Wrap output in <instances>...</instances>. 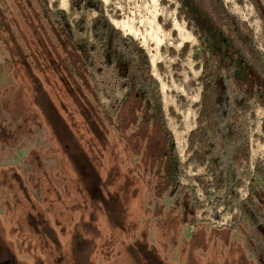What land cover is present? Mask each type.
Returning a JSON list of instances; mask_svg holds the SVG:
<instances>
[{
  "label": "rangeland",
  "instance_id": "1",
  "mask_svg": "<svg viewBox=\"0 0 264 264\" xmlns=\"http://www.w3.org/2000/svg\"><path fill=\"white\" fill-rule=\"evenodd\" d=\"M3 1L11 22H4L9 33L0 32V264H264L263 234L242 217L241 210L222 213L224 208L209 201L195 182L194 176L207 173L205 168L184 166L181 176L202 203L196 212L187 190L173 199L170 189L156 188L159 182L168 184L163 167L170 163V155L157 127L140 118L139 99L116 102V111L107 97L109 88L100 101L89 96L104 106L93 116L103 132L97 138L84 126L72 98L64 90L58 92L56 68L76 53L67 36L56 21L46 19L35 0ZM48 1L54 13H66L73 28L85 15L86 31L75 32L76 38L95 42L96 10L74 11L72 0ZM100 2L114 26L147 50L162 86L167 124L180 158L187 162V138L197 128L203 90L202 70L196 66L202 61L194 56L202 47L188 22L179 18L180 3ZM224 2L250 24L264 56V21L253 2ZM185 34L189 41L183 40ZM187 43L190 50L182 58ZM81 74L86 84H94ZM96 78L104 80L101 75ZM100 87L106 85L101 82ZM124 96L119 90L118 100ZM50 104L71 131H57L58 124L52 128L46 118ZM170 108L180 117L172 116ZM254 111L256 118H249L254 148L251 163L241 170L242 198L249 196L253 165L264 160L260 139L264 108L257 105ZM187 115L191 120L186 126ZM181 132L186 133L179 139ZM14 174L26 188H18ZM255 202L264 216V184L257 187Z\"/></svg>",
  "mask_w": 264,
  "mask_h": 264
},
{
  "label": "trees",
  "instance_id": "2",
  "mask_svg": "<svg viewBox=\"0 0 264 264\" xmlns=\"http://www.w3.org/2000/svg\"><path fill=\"white\" fill-rule=\"evenodd\" d=\"M243 1L238 0V3ZM251 1L264 21L263 3L261 0ZM3 2L0 0V32L9 33L10 29L4 22L11 21ZM35 2L46 19L56 21L55 25L67 36L76 51L71 52L73 57H67L64 64L59 63L56 68L60 81L58 92L64 90L72 98L77 112L83 117L84 126L90 128L97 138L103 132L93 116L95 111L101 113L104 106L94 104L89 96L100 101L101 95L107 93L109 88L110 94L107 97L112 99L111 105L116 111H119L115 106L116 102L122 105L132 97L139 99L140 118L143 116L151 127H157L165 138L170 155V163L167 161L163 167L168 184L159 182L156 188L170 189V197L173 199L187 190L193 197L192 205L196 212L201 209L202 203L197 200L194 189L181 182V176L184 166L205 168L207 173L194 176V180L206 198L209 201L215 200L218 206L223 207L224 214L232 213L235 209L241 210L242 217L249 218L252 227L264 236V221L260 218L264 216L255 202L257 187L260 183L264 184V160H258L254 165L255 175L249 183L248 198H242L240 194V189L245 185L241 170L250 164L252 155L249 118H256L255 106L264 108V56L258 50L255 32L250 24L230 12L224 0H178L179 18L188 22V28L193 31L202 47L201 53L194 56L196 61H202L196 65L202 70L199 78L203 88L200 111L197 128L187 138L189 158L183 163L174 133L167 124L162 86L153 74L147 50L135 38L124 35L114 26L106 16L100 0L71 2V9L74 11H97L98 16L92 24L94 43L76 38L75 32L83 34L86 31L85 15H82L73 28L66 13H54L48 0ZM189 50L190 45L187 43L183 46L181 57L185 58ZM171 52L176 53L173 50ZM158 67L160 71L164 70L163 64L160 63ZM175 68L179 70L180 65L177 64ZM81 73L90 77L94 84H86ZM96 75H101L104 80H97ZM100 81L106 85L105 88L100 87ZM119 90L125 92L120 101ZM49 108L51 110H48V115L46 113V118L52 128L55 130V124H58L60 126L57 131L68 130L57 107L50 104ZM169 111L172 116L180 117L173 108ZM107 115L110 116V112ZM262 131L263 137L260 139L264 141V118ZM14 178L18 188H26L20 177L14 174ZM119 187L123 188V184ZM111 194L110 198L114 199Z\"/></svg>",
  "mask_w": 264,
  "mask_h": 264
},
{
  "label": "bare ground",
  "instance_id": "3",
  "mask_svg": "<svg viewBox=\"0 0 264 264\" xmlns=\"http://www.w3.org/2000/svg\"><path fill=\"white\" fill-rule=\"evenodd\" d=\"M67 5V2L66 1H63V5H62V7H64V6H66ZM117 26H118V24L117 23H115ZM189 39H190V36H187L186 34L185 35H183V40H187V41H189ZM179 45H181V43H179ZM191 120V117L189 116V115H187L186 116V126H187V122H189ZM189 125V124H188ZM184 133H186V132H181V134H179L178 133V138L179 139H181L182 137H183V134ZM185 136V135H184ZM186 138V137H185Z\"/></svg>",
  "mask_w": 264,
  "mask_h": 264
},
{
  "label": "crops",
  "instance_id": "4",
  "mask_svg": "<svg viewBox=\"0 0 264 264\" xmlns=\"http://www.w3.org/2000/svg\"><path fill=\"white\" fill-rule=\"evenodd\" d=\"M190 134V133H189ZM189 136V135H188ZM250 138H251V136H250ZM254 148V145H253V143H252V140H251V149H253ZM253 152V151H252ZM251 157H252V155H251ZM251 163V162H250Z\"/></svg>",
  "mask_w": 264,
  "mask_h": 264
},
{
  "label": "built area",
  "instance_id": "5",
  "mask_svg": "<svg viewBox=\"0 0 264 264\" xmlns=\"http://www.w3.org/2000/svg\"><path fill=\"white\" fill-rule=\"evenodd\" d=\"M253 170H254V165H253ZM244 198V197H243Z\"/></svg>",
  "mask_w": 264,
  "mask_h": 264
}]
</instances>
